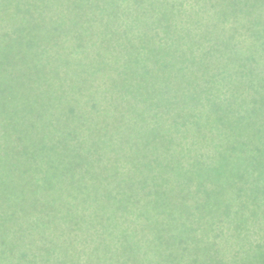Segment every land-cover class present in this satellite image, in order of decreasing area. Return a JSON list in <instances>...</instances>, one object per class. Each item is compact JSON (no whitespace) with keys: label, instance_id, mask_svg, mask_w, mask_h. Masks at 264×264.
I'll return each mask as SVG.
<instances>
[{"label":"trees","instance_id":"1","mask_svg":"<svg viewBox=\"0 0 264 264\" xmlns=\"http://www.w3.org/2000/svg\"><path fill=\"white\" fill-rule=\"evenodd\" d=\"M204 9L0 0V264H264V70Z\"/></svg>","mask_w":264,"mask_h":264},{"label":"rangeland","instance_id":"2","mask_svg":"<svg viewBox=\"0 0 264 264\" xmlns=\"http://www.w3.org/2000/svg\"><path fill=\"white\" fill-rule=\"evenodd\" d=\"M204 2L206 6V9H204L205 14H203L202 19L198 16L202 22L200 20L196 22L192 19L193 21L190 22L192 25H188L191 43L192 40L200 41L201 39H209L213 42L229 41L230 49L228 50L231 54H237L239 57L245 56V58L256 56L259 60L255 63L253 72L264 70V0H250L251 5L248 4L246 12L236 13L231 11L228 19L225 18L224 12H227L236 0H204ZM256 2L257 5L255 6ZM212 5L215 7L213 12L218 10L216 15L211 11L212 8L208 9V6L212 7ZM213 15L217 21H212ZM253 22H256V24ZM251 26L256 31L261 30L259 32L261 34L258 35V33L255 37L252 29L249 30ZM203 43H205L204 40ZM250 70L239 69V71L247 73ZM256 80L258 81V78ZM235 207H238V205H235ZM258 219L259 224L257 227L262 228L264 232V215H262V211ZM156 247L159 248L158 245ZM150 254L152 255V253ZM150 264H154V262H150Z\"/></svg>","mask_w":264,"mask_h":264}]
</instances>
